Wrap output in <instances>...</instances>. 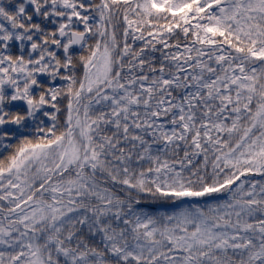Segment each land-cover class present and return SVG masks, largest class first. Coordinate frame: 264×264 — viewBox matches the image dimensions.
Masks as SVG:
<instances>
[{
  "label": "snow or ice",
  "instance_id": "snow-or-ice-1",
  "mask_svg": "<svg viewBox=\"0 0 264 264\" xmlns=\"http://www.w3.org/2000/svg\"><path fill=\"white\" fill-rule=\"evenodd\" d=\"M0 264H264V0H0Z\"/></svg>",
  "mask_w": 264,
  "mask_h": 264
}]
</instances>
